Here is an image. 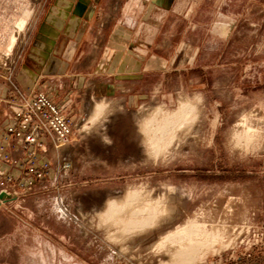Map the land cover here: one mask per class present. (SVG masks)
Wrapping results in <instances>:
<instances>
[{
    "label": "rangeland",
    "instance_id": "obj_1",
    "mask_svg": "<svg viewBox=\"0 0 264 264\" xmlns=\"http://www.w3.org/2000/svg\"><path fill=\"white\" fill-rule=\"evenodd\" d=\"M51 1L0 0L2 79ZM156 2L126 47L157 69L80 67L74 39L61 51L86 78L145 79L127 102L70 93V143L0 203V264H264V0Z\"/></svg>",
    "mask_w": 264,
    "mask_h": 264
},
{
    "label": "crops",
    "instance_id": "obj_2",
    "mask_svg": "<svg viewBox=\"0 0 264 264\" xmlns=\"http://www.w3.org/2000/svg\"><path fill=\"white\" fill-rule=\"evenodd\" d=\"M155 3L156 0H52L31 46L30 58L16 72L18 85L24 90L32 87L45 91L62 102L72 91L94 84L97 93H121L125 102L132 101L138 92L131 93L135 90L131 81L142 82L143 74L120 71L86 78L84 73L69 70L70 58L61 55V51L74 39L80 67L157 69L160 60L156 58L132 63L134 59L126 47L131 37L130 21L150 18L152 9L147 5ZM0 94H8L3 84ZM7 114L8 108L1 105L0 127L7 122Z\"/></svg>",
    "mask_w": 264,
    "mask_h": 264
},
{
    "label": "built area",
    "instance_id": "obj_3",
    "mask_svg": "<svg viewBox=\"0 0 264 264\" xmlns=\"http://www.w3.org/2000/svg\"><path fill=\"white\" fill-rule=\"evenodd\" d=\"M8 92L0 94V107L8 108L7 122L0 127V203L18 197L52 171V152L59 153L71 141L74 117L72 99L57 102L45 91L22 89L13 70L0 75ZM65 164V168L69 167Z\"/></svg>",
    "mask_w": 264,
    "mask_h": 264
},
{
    "label": "water",
    "instance_id": "obj_4",
    "mask_svg": "<svg viewBox=\"0 0 264 264\" xmlns=\"http://www.w3.org/2000/svg\"><path fill=\"white\" fill-rule=\"evenodd\" d=\"M5 196V193L0 194V198H3Z\"/></svg>",
    "mask_w": 264,
    "mask_h": 264
}]
</instances>
